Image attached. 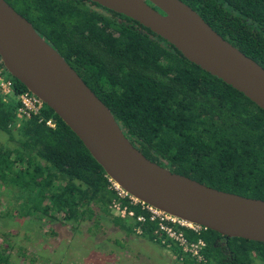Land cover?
<instances>
[{
    "label": "trees",
    "instance_id": "1",
    "mask_svg": "<svg viewBox=\"0 0 264 264\" xmlns=\"http://www.w3.org/2000/svg\"><path fill=\"white\" fill-rule=\"evenodd\" d=\"M17 1L26 5L17 8L20 13L110 108L146 157L210 186L264 198V110L250 98L123 13L100 4L109 13L88 9L78 0ZM184 1L264 67V0ZM10 76L13 93L0 91V131L7 136L0 141V195L8 206L2 215L71 226L106 216L127 234L168 248L172 264H199L147 208L118 194L104 168L47 104L17 125V95L28 89ZM49 118L54 126L46 123ZM113 200L127 205V212L121 215ZM174 227L189 242H205L200 263L264 264V241ZM12 248L0 235V264H22L12 259Z\"/></svg>",
    "mask_w": 264,
    "mask_h": 264
},
{
    "label": "water",
    "instance_id": "2",
    "mask_svg": "<svg viewBox=\"0 0 264 264\" xmlns=\"http://www.w3.org/2000/svg\"><path fill=\"white\" fill-rule=\"evenodd\" d=\"M93 1L150 28L264 110V67L185 1ZM0 62L64 120L109 178L129 194L225 236L264 241V198L210 186L146 157L58 49L6 0H0Z\"/></svg>",
    "mask_w": 264,
    "mask_h": 264
},
{
    "label": "rangeland",
    "instance_id": "3",
    "mask_svg": "<svg viewBox=\"0 0 264 264\" xmlns=\"http://www.w3.org/2000/svg\"><path fill=\"white\" fill-rule=\"evenodd\" d=\"M0 141L7 142L2 131ZM6 207V198L0 195V212ZM0 235L12 243V259L22 264L31 260L35 264H172L173 260L168 248L137 233L127 234L106 216L71 226L0 213Z\"/></svg>",
    "mask_w": 264,
    "mask_h": 264
},
{
    "label": "built area",
    "instance_id": "4",
    "mask_svg": "<svg viewBox=\"0 0 264 264\" xmlns=\"http://www.w3.org/2000/svg\"><path fill=\"white\" fill-rule=\"evenodd\" d=\"M14 88V82L10 75H8L7 72L4 71V69L0 66V91L4 95H9L13 93ZM17 98L19 100V105L17 107V121L16 124L19 125L21 123V120L29 117L33 113H37L43 106L44 102L34 93L30 92L29 90H25L22 92H19L17 95ZM46 123L54 126V121L52 119H47ZM111 180V179H110ZM113 187L117 190L118 194L121 197H127L129 199V203L141 204L142 207L147 208L150 211V218L151 219H157L159 223V227L164 230V232L171 237L172 239L179 242V244L182 245L183 249L186 251L191 252V254L195 255L197 258V261L199 264L202 261L205 260L203 255L199 252V249L201 246L205 244V242L199 238L197 241H187V239L184 237L182 232L180 230H177L174 227V224L178 225H185L193 229H198L203 226H199L196 224H192L190 222L184 221L182 219H179L175 216H172L168 213H165L161 210H158L151 205L146 204L143 201L138 200L131 194H129L127 191H125L121 186H119L115 181L111 180ZM117 211L123 215L125 212H127L126 208L127 205H122L120 200H113L111 204ZM128 212L131 214L132 210H128ZM139 219H143V216H139ZM205 228V227H204Z\"/></svg>",
    "mask_w": 264,
    "mask_h": 264
},
{
    "label": "flooded vegetation",
    "instance_id": "5",
    "mask_svg": "<svg viewBox=\"0 0 264 264\" xmlns=\"http://www.w3.org/2000/svg\"><path fill=\"white\" fill-rule=\"evenodd\" d=\"M9 4H11L18 12H20L17 8L21 9V10H26L25 6H21L20 2L17 0H6ZM81 4H83L84 6H86L88 9H92L95 11H104L109 13L108 10L100 7V5H98L99 3L93 1V0H78ZM147 2L151 3L149 0H146ZM184 1V0H183ZM152 4V3H151Z\"/></svg>",
    "mask_w": 264,
    "mask_h": 264
}]
</instances>
